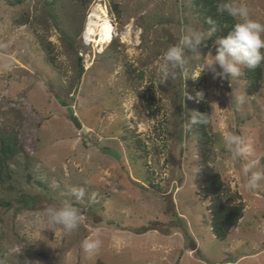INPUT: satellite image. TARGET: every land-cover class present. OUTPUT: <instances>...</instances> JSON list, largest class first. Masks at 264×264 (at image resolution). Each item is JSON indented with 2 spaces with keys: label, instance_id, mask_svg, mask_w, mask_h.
<instances>
[{
  "label": "rangeland",
  "instance_id": "obj_1",
  "mask_svg": "<svg viewBox=\"0 0 264 264\" xmlns=\"http://www.w3.org/2000/svg\"><path fill=\"white\" fill-rule=\"evenodd\" d=\"M60 1L52 17L44 0L21 6L0 0V138L13 133L23 147L9 165L11 180L0 184V200L10 203L0 205V264H264V182L248 190L242 171L252 161L264 170V80L249 96L242 71L223 81L200 75L206 55L216 54L204 43L196 53L185 49L187 76L157 83L163 53L202 31L189 0ZM235 2L264 23V0ZM100 9L112 29L103 44L85 35L89 16ZM23 12L28 22L16 24ZM112 38L116 48L108 47ZM197 103L209 117L212 164L245 205L224 240L211 233L207 201L197 193L187 121ZM70 109L84 130L70 121ZM126 129L145 153L127 145ZM225 131L243 138L247 158L231 159ZM21 193L36 197L31 208L20 204ZM65 202L85 209L79 226L48 229L45 210ZM97 231L102 245L89 255L81 244Z\"/></svg>",
  "mask_w": 264,
  "mask_h": 264
},
{
  "label": "clouds",
  "instance_id": "obj_2",
  "mask_svg": "<svg viewBox=\"0 0 264 264\" xmlns=\"http://www.w3.org/2000/svg\"><path fill=\"white\" fill-rule=\"evenodd\" d=\"M218 13H227L238 21L226 35L217 36L213 41L216 54L209 52L206 55L201 73H210L213 79L229 80L238 77L242 69L255 70L264 63V23L250 18L249 9L235 0H221L217 5ZM207 23L212 27L207 31L197 30L191 35L184 36L181 43L169 47L162 55V60L157 68V83L166 85L180 76H187L185 49L196 53L197 47L207 38L219 31L216 22L211 17ZM197 97L203 99V93H197ZM192 97H189L191 99ZM189 126L199 123H207L204 114L193 111L187 119ZM222 140L226 152L233 161L247 158L249 148L243 138L231 131L222 133ZM258 162L246 163L242 169L247 176L245 187L248 190H256L264 182V170H257ZM73 195L82 198L83 189H71ZM82 213L71 203L65 202L61 206H49L41 219L48 229L55 230L62 227L65 233L75 230L80 223ZM102 245L99 232H93L81 244L82 250L91 255Z\"/></svg>",
  "mask_w": 264,
  "mask_h": 264
},
{
  "label": "trees",
  "instance_id": "obj_3",
  "mask_svg": "<svg viewBox=\"0 0 264 264\" xmlns=\"http://www.w3.org/2000/svg\"><path fill=\"white\" fill-rule=\"evenodd\" d=\"M4 2L9 6H21L26 2V0H4ZM44 2L46 5L50 6V15L55 17L56 13L54 12V6L61 3V1L44 0ZM220 2L221 0H189L191 10L200 20L202 31L207 32L212 27V25L207 23L209 17L216 22V25L219 28V31L214 33L211 37L207 38L205 42L203 41L198 46H204L203 44L205 43V46L203 47L204 51H206L209 47H215L213 41L216 37L226 35L227 32L232 29L234 24L237 23V21L230 17L227 13L221 14L217 12V5ZM113 7L115 9L116 16L118 17L120 13L118 6L114 3ZM14 22L19 25L27 23L28 14L24 12L21 13L14 19ZM62 37L69 43L67 36L62 35ZM117 42L118 41L116 39L112 38L108 47L116 48ZM45 48L48 50L46 57L47 60L51 64H54L55 57L52 54L54 48L53 44L46 42ZM77 59L79 73H81L82 67L79 63L80 58L77 57ZM131 71L135 72V69L132 68ZM137 76L141 77L140 74H137ZM242 79L244 81V93L246 95L250 96L259 92L262 88L264 80V63H262L255 70L242 69ZM195 112L204 114L207 119V123L192 125L189 129L190 133L195 138L197 167L200 174V185L197 193L200 199L207 201L205 207L209 215L211 233L216 239L224 240L228 236L229 232L237 226L239 220L243 216L245 205L241 195L237 191L230 188L212 164L214 156L212 152L213 138L211 126L209 123V117L204 112L201 103H197ZM126 130L127 132L129 131L128 129ZM128 133V136H123L125 140L129 138L127 145L136 146L137 149H140L143 153H145V147L141 144V141L135 137L134 132L129 131ZM22 150L23 147L18 145L15 134L8 133L0 138V184L11 180L12 174L9 165L15 161L17 154ZM149 177L151 178V175ZM149 184L152 185L150 181ZM35 198L36 197L32 195L21 193L18 200L24 208H31L32 201ZM2 204L6 206L10 205L9 201L0 200V205ZM96 264L102 263L101 261H98Z\"/></svg>",
  "mask_w": 264,
  "mask_h": 264
},
{
  "label": "bare ground",
  "instance_id": "obj_4",
  "mask_svg": "<svg viewBox=\"0 0 264 264\" xmlns=\"http://www.w3.org/2000/svg\"><path fill=\"white\" fill-rule=\"evenodd\" d=\"M85 35L91 37V40L95 41L97 44H103L109 41L112 35L111 22L104 10H94L89 16L85 28Z\"/></svg>",
  "mask_w": 264,
  "mask_h": 264
},
{
  "label": "water",
  "instance_id": "obj_5",
  "mask_svg": "<svg viewBox=\"0 0 264 264\" xmlns=\"http://www.w3.org/2000/svg\"><path fill=\"white\" fill-rule=\"evenodd\" d=\"M69 119H70V121H72V123L74 124V126L76 128L84 130V128L81 126V124L77 120V117L73 114V112H72L71 109L69 111ZM84 211H85V209H80V212L81 213H83Z\"/></svg>",
  "mask_w": 264,
  "mask_h": 264
}]
</instances>
